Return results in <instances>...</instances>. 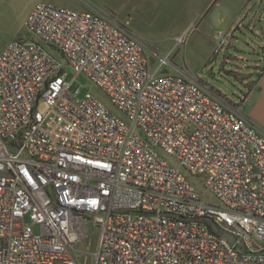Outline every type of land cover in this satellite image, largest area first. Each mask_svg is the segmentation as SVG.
Listing matches in <instances>:
<instances>
[{
    "label": "built area",
    "instance_id": "1",
    "mask_svg": "<svg viewBox=\"0 0 264 264\" xmlns=\"http://www.w3.org/2000/svg\"><path fill=\"white\" fill-rule=\"evenodd\" d=\"M25 26L0 54V264H264V127L189 69L193 29L161 53L93 4L46 1ZM67 66L121 115L71 93Z\"/></svg>",
    "mask_w": 264,
    "mask_h": 264
},
{
    "label": "rangeland",
    "instance_id": "2",
    "mask_svg": "<svg viewBox=\"0 0 264 264\" xmlns=\"http://www.w3.org/2000/svg\"><path fill=\"white\" fill-rule=\"evenodd\" d=\"M40 1L80 10L86 8L87 4H93L123 20L130 18L132 30L136 32L140 30L139 35L161 53L169 51L175 35L183 32L182 26L185 22L194 21L196 16L207 10L213 2L210 3L209 0H0V54L11 40H31L32 35L26 28L25 21L33 6ZM227 10L230 12L226 14L228 18H232L234 25L224 33L227 35L224 44L221 47L215 45L211 36L204 35V28L195 27L189 33V39L183 49V59L194 74L238 103L241 101L240 96L248 94L254 81L259 80L258 73L264 68V59L261 50L257 47L259 44L262 45L260 33L264 25V0H222L215 12L222 11L225 14ZM215 39L217 43L220 42V35L215 34L214 41ZM48 49L66 65V61L56 49L53 47ZM181 60L180 56L176 58L179 63ZM255 69L258 73L254 72ZM66 70L68 81H72L69 88L71 93L76 94L80 90L78 97L92 93L113 112L121 115V112L112 105L107 93L94 84L87 75L84 73L76 75L71 66H67ZM256 91L257 95H255ZM251 100V105L246 104L244 110L255 112L264 121V82L263 86L257 87L251 95ZM37 108L44 112L47 105L40 101ZM189 180L199 190H203L201 177L189 176ZM203 197L208 202L216 201L215 196L210 192H205ZM98 241L99 231L96 230L92 235V250L97 247ZM84 247H88V244Z\"/></svg>",
    "mask_w": 264,
    "mask_h": 264
},
{
    "label": "crops",
    "instance_id": "3",
    "mask_svg": "<svg viewBox=\"0 0 264 264\" xmlns=\"http://www.w3.org/2000/svg\"><path fill=\"white\" fill-rule=\"evenodd\" d=\"M209 2L210 3L212 2V3L207 10H205L200 15H197L196 18L194 19V21L185 22L183 24L182 28L184 29L183 32L188 30L189 28H191L193 30L195 29V27L196 28H202V29L204 28L203 29L204 35L211 36V38L213 39L212 40L213 43L216 45V44H219V42L217 43L216 39L214 41V35L215 34L220 35L221 33H227L228 30L233 28L234 21H232L231 17L228 18L227 14H226V13L230 12L229 10H227V12H225V14L222 11L215 12L219 6V3H221L222 0H209ZM113 15L116 16L117 18H119L117 15H115V14H113ZM232 15H233V13H232ZM119 19L122 21H125L130 26V23H131L130 18H128L127 20H123L121 18H119ZM138 32H140V30H138ZM138 32H136V33L139 35ZM260 38L262 39V45L259 44V46H257V47L261 50L260 52H261L262 58L264 59V25L261 28ZM254 72L258 73L257 69H255ZM258 75L260 76L259 80L254 81V83L251 86L250 92L248 93L249 101L247 104L249 106L251 105V102H252L251 95L255 92L257 87L259 88V87L263 86L264 68H263V70H261L258 73ZM255 95H257V91H256ZM243 109H244V107H243ZM246 113L251 118H253L255 121H257L260 125H262L264 127V121L262 119H260L255 112L248 110V112H246Z\"/></svg>",
    "mask_w": 264,
    "mask_h": 264
},
{
    "label": "water",
    "instance_id": "4",
    "mask_svg": "<svg viewBox=\"0 0 264 264\" xmlns=\"http://www.w3.org/2000/svg\"><path fill=\"white\" fill-rule=\"evenodd\" d=\"M205 222L208 223V225L210 226V228L217 234H220L222 236H224L226 239H228L230 242H234V237L228 233H224V232H221L216 223L214 222L213 219L211 218H204Z\"/></svg>",
    "mask_w": 264,
    "mask_h": 264
}]
</instances>
